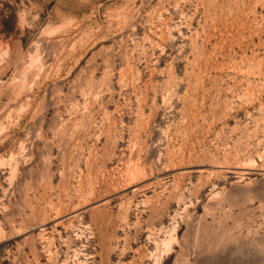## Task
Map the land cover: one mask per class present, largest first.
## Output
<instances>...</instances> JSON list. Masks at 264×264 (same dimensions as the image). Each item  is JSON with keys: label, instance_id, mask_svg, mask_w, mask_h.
Returning <instances> with one entry per match:
<instances>
[{"label": "rangeland", "instance_id": "374dc122", "mask_svg": "<svg viewBox=\"0 0 264 264\" xmlns=\"http://www.w3.org/2000/svg\"><path fill=\"white\" fill-rule=\"evenodd\" d=\"M0 264H264V0H0Z\"/></svg>", "mask_w": 264, "mask_h": 264}]
</instances>
